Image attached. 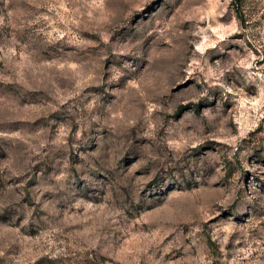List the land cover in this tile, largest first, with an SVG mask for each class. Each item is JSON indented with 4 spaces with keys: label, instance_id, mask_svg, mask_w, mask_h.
<instances>
[{
    "label": "rangeland",
    "instance_id": "374dc122",
    "mask_svg": "<svg viewBox=\"0 0 264 264\" xmlns=\"http://www.w3.org/2000/svg\"><path fill=\"white\" fill-rule=\"evenodd\" d=\"M0 264H264V0H0Z\"/></svg>",
    "mask_w": 264,
    "mask_h": 264
}]
</instances>
